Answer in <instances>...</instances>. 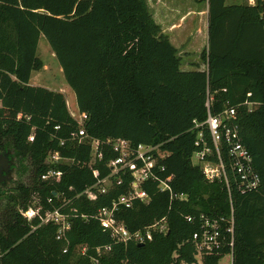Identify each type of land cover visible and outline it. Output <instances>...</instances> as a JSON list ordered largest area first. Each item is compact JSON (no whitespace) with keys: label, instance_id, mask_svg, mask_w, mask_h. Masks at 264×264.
<instances>
[{"label":"trees","instance_id":"1","mask_svg":"<svg viewBox=\"0 0 264 264\" xmlns=\"http://www.w3.org/2000/svg\"><path fill=\"white\" fill-rule=\"evenodd\" d=\"M261 3L209 0L208 40L200 55L207 68L182 70L177 48L154 21L146 0H0V152L11 150L18 174L27 170L26 182L0 188V243L6 252L1 264H217L230 251L232 264H264ZM40 34L55 54L78 109L88 115L84 127L91 138L103 142L120 137L133 144L159 145L172 191L186 194L187 199L171 198L169 191H159L155 182L147 181L143 188L149 202L135 201L121 209L118 218L135 231L166 216L167 233L153 232L143 243L125 244L100 225L93 214L124 192L125 186L94 201L76 197L97 180L94 168L99 177L109 173L107 163L116 153L102 143L103 156L92 160L90 167L88 143L60 144L58 138L68 137L77 123L61 91L30 84L32 72L43 66L37 56ZM230 107L260 175L257 191L237 189L224 141L220 158L230 192L224 178L207 181L201 166L192 160L206 145L212 149L206 158L219 163L205 121L208 113L217 115ZM31 132L33 141L28 140ZM54 151L73 160L52 164L63 171L59 182L41 179L49 167L48 153ZM54 192H63L71 200L64 211L76 209L68 240L56 238L55 224H40V214L30 219L24 215L35 205L41 204L42 212L56 207ZM49 197L53 202L47 201ZM231 209L232 249L198 255L192 239L197 225L185 215L228 216ZM80 214H87V219ZM105 246L110 248L104 250Z\"/></svg>","mask_w":264,"mask_h":264},{"label":"built area","instance_id":"2","mask_svg":"<svg viewBox=\"0 0 264 264\" xmlns=\"http://www.w3.org/2000/svg\"><path fill=\"white\" fill-rule=\"evenodd\" d=\"M197 1L205 4V8H203L205 10L202 13L204 12L206 14V10L208 12L209 0ZM241 2L254 5L257 0H241ZM261 5L264 10V0H262ZM246 104L250 105V102ZM69 112L77 123V127L69 132L68 137L58 138L61 145L67 141L88 143L91 149V160L88 164L90 167L92 160L102 158V143L111 146L113 152L116 153V156L112 157L107 163L110 169L109 173L103 177H99V171L94 168L93 175L97 177V180L92 185L87 186L81 193L77 194L76 197L83 195L88 200L94 201L99 195L107 194L117 186H125L126 189L124 192L113 198L110 204L98 207L93 214L100 225L110 233V236L114 240L125 244L128 241L143 243L151 239L153 232L167 233L169 228L166 216L135 231H130L125 222L118 218L120 210L132 207L135 201L143 203L149 202L150 196L143 188V184L147 181L155 182L159 191H169L171 198L187 199L186 194L172 191L169 183L171 176L164 175L165 165L160 161L164 157V154L160 152L159 145L147 143L133 144L128 139L120 137L108 138L101 142L98 139L91 138L87 134L84 127V122L88 118L86 112L80 111L78 107L76 108V113ZM234 115L235 109L233 107L227 108L217 115L208 113L205 123L207 124L213 147L220 161L219 163H213L206 158L212 152V149L205 145L193 155L195 164L201 166L207 181L212 182L216 178H224L229 191L226 165L220 158V147L222 141H224L228 148L230 168L235 173L237 189L240 193L257 191L261 183L260 175L254 168L251 153L241 141L237 125L233 123ZM21 116L20 113L17 115L18 118H21ZM26 118L29 119V117ZM54 128L58 130L59 126L57 125ZM52 137H54V134ZM33 139L34 133L31 132L28 140L33 141ZM200 141L202 139L197 140L195 143L198 144ZM72 161V158L64 157L58 151L49 152L46 158L49 167L41 175V179L59 182L63 171L52 166V164L71 163ZM53 194L56 195L58 202L56 207L46 209L42 212L43 207L39 204L26 210L24 215L30 219L35 214H40V224H55L57 226L56 238L68 240L66 233L71 229L72 218L75 216L74 212H76V209L69 207L68 211H64L63 208L67 207L71 200L64 198L63 192H54ZM47 201L53 202V199L49 197ZM79 216L85 219L88 217L87 214H80ZM185 219L197 225V230L193 232L192 239L194 240L198 255L216 254L223 247L232 249L234 243V215L232 209L228 216H213L199 212L196 214H187L185 215ZM66 248L64 251L67 250ZM109 248V246H105L104 250H108ZM80 251L84 252L85 247L83 246ZM5 253L0 243V264ZM229 254L231 255L232 264V252L230 251Z\"/></svg>","mask_w":264,"mask_h":264},{"label":"rangeland","instance_id":"3","mask_svg":"<svg viewBox=\"0 0 264 264\" xmlns=\"http://www.w3.org/2000/svg\"><path fill=\"white\" fill-rule=\"evenodd\" d=\"M225 1L226 3H241V0ZM146 3L154 21L160 25L161 31L165 29L176 44L191 46L188 49L193 52L188 53L185 59L197 62L206 69L207 64L200 58L201 49L207 45L208 40V21L205 18V13H202L205 10L203 9L205 4L197 0H146ZM171 25H174V28L168 31ZM37 56L41 58L43 66L40 70L32 72V82L56 91L62 90L69 110L76 113L75 94L68 86L62 68L43 34H40L38 39ZM189 68H191L190 70L195 69L194 67ZM181 69L184 70L182 67ZM192 160L195 163L194 156ZM25 165L29 169L27 160ZM16 168L12 173L13 180L6 187L17 181H27V170L24 174H18ZM76 252H79V248L76 249ZM217 264H231V255H224Z\"/></svg>","mask_w":264,"mask_h":264},{"label":"crops","instance_id":"4","mask_svg":"<svg viewBox=\"0 0 264 264\" xmlns=\"http://www.w3.org/2000/svg\"><path fill=\"white\" fill-rule=\"evenodd\" d=\"M205 18H206V20L208 21V12H207V10H206ZM171 28H174V25L169 26V30H168V31H171ZM162 32H163L164 34L168 35V37H169L171 43L177 48V50H178V54H179L180 57H181V64H182L181 67L184 68V70H190L191 68H189V67H194L195 69H200V70H204V69H205L204 67H202L201 64H198L197 62H193V61H190V60L185 59V57L187 56L188 53L193 52L192 50L188 49V48L191 47L190 45H187V46L178 45V44H176V43L171 39V35H169L165 29H164ZM189 46H190V47H189ZM206 46H207V45H206ZM206 46H205V47H206ZM205 47H203V48L201 49V51H203V49H204ZM30 84L41 86V85L38 84V83L32 82V78H30ZM44 87H45V86H44ZM46 88H48V87H46ZM49 89H50V88H49ZM51 90H54V89H51ZM61 91H62V90H61ZM63 94H64V92H63ZM64 96H65V95H64ZM66 103H67V100H66ZM67 107H68V104H67ZM68 109H69V107H68ZM69 111H70V110H69Z\"/></svg>","mask_w":264,"mask_h":264},{"label":"water","instance_id":"5","mask_svg":"<svg viewBox=\"0 0 264 264\" xmlns=\"http://www.w3.org/2000/svg\"><path fill=\"white\" fill-rule=\"evenodd\" d=\"M11 150L0 152V186L5 187L13 180L12 173L15 169L14 157ZM3 198L0 197V203Z\"/></svg>","mask_w":264,"mask_h":264}]
</instances>
